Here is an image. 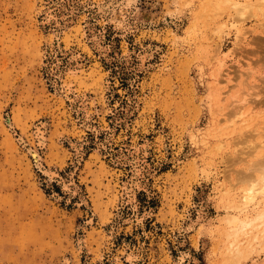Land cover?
I'll list each match as a JSON object with an SVG mask.
<instances>
[{"label":"rangeland","instance_id":"1","mask_svg":"<svg viewBox=\"0 0 264 264\" xmlns=\"http://www.w3.org/2000/svg\"><path fill=\"white\" fill-rule=\"evenodd\" d=\"M207 1L0 0V264H264V226L222 234L264 150V16Z\"/></svg>","mask_w":264,"mask_h":264},{"label":"bare ground","instance_id":"2","mask_svg":"<svg viewBox=\"0 0 264 264\" xmlns=\"http://www.w3.org/2000/svg\"><path fill=\"white\" fill-rule=\"evenodd\" d=\"M207 2H208L207 5L205 4L206 5L205 11L208 12V10H210L209 12H213L211 14H213L215 16H216V14L219 13L218 10H220V12H221V10H223V12H224L225 10H230V9L234 10V13L236 14V16H238V18L242 17V20L246 19V18H248L250 16H257V15L262 16V17L264 16V0H210V1H207ZM200 4L202 6V3H200ZM112 6H113V3L109 2V4L107 5L106 9L109 11ZM215 11L217 13H214ZM208 15H209V13H208ZM234 19L238 20L237 17L236 18L234 17ZM261 25H264V24L261 22ZM238 26H239V24H238ZM238 29H239V27H238ZM242 102H247V100L242 101ZM242 102L235 101L236 104H240V103L242 104ZM237 108H239V107L237 106ZM240 113L241 112H239V114H236L235 116H238V118H240L239 117V116H241ZM5 121H6L7 126L10 127V126L13 125V122L10 120V118L6 119ZM235 121H236V119H234V118L230 119V123H232V124L235 123ZM42 124L43 123H41V125ZM34 135H35V138H36V140H35L36 141V146L38 148L45 146L47 139H46V133L42 129V127L41 128L40 127L37 128V130H36ZM22 139L23 138L21 137L19 142L26 149L27 154L31 155L32 159H34L36 166L41 168V166H40L41 157H40L39 151L36 149L37 147L34 148L32 145L26 144V142H28V141L25 138L24 139L26 141H24ZM261 144H260V146L264 147V141H263V144L262 145ZM251 145L253 146V147L251 146L252 150L253 149L255 150L256 148L254 147V145L253 144H251ZM221 148H223V144L218 147V149H221ZM142 150H143L142 152L145 155H147L148 149L145 147ZM262 152L263 153L260 155L261 158L258 157V159L256 160V161H258L257 165H256L257 167H253L252 166L253 168H255L253 170H251V168L249 167L252 172L251 171L248 172L246 175H244L243 180H242V178L240 180L242 182H246V180H247V183L249 182L247 188H244L243 191H242V195H240V201L236 202L237 204L234 203L236 205H234L232 203L233 205L229 204L228 206H225V207H228L227 209H229L228 210L229 212L226 213L227 215L225 217V225H224L222 234L225 236L227 241L230 243L229 244L230 248H232V246L235 248V249L232 248L234 253L235 252H240L241 253V251H242V250H240V248H242V246H240L242 243L240 242L241 240L239 241V238L242 235L246 236V234L248 232H249V234H250V231L253 232V230L256 227L264 226V150H262ZM137 155H135V156L138 157ZM136 157H132L133 159L131 160L132 163H133V175H134V178H136L139 175V173H140L139 162L136 159ZM239 160H241V159H239ZM256 170H258V173H259L258 175H256V174L254 175ZM48 172L51 174V176L56 177V174H57L56 171L48 170ZM241 177H243V175ZM133 185H134V183L131 184L129 186V188H127V192H129L131 190ZM230 201H232V200H230ZM261 230H263V229H261ZM256 236L258 237V234L255 235V237ZM261 238L262 237H260L259 239H261ZM257 241H259V240H257ZM248 249H249V246H248ZM240 253H238V254H240ZM235 257H237V256H235ZM233 258H234V255H233ZM243 259H244V257H243ZM64 262H67L65 264H68V260L64 261ZM238 262H240V260H238Z\"/></svg>","mask_w":264,"mask_h":264}]
</instances>
